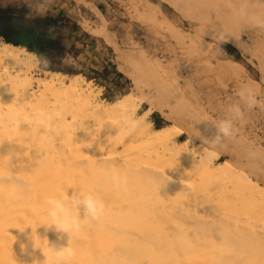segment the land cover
Instances as JSON below:
<instances>
[{
	"label": "bare ground",
	"instance_id": "obj_1",
	"mask_svg": "<svg viewBox=\"0 0 264 264\" xmlns=\"http://www.w3.org/2000/svg\"><path fill=\"white\" fill-rule=\"evenodd\" d=\"M177 1L188 15H198L201 23L212 26L242 50L246 49L240 43L242 35L252 44L264 41V0ZM137 62L141 65L138 71L141 73L143 69L142 78H149L152 88L157 90L156 96L169 95V85L146 60ZM38 63L33 53L0 38V264H30L34 258L43 261L44 255L48 256L45 238L50 244L67 245L66 235L57 241L56 234L41 224L47 222V200L66 193L71 195L73 188L97 195L105 203L106 213L99 222L86 224L72 240L78 249L72 264H264V224L250 221L245 213L236 220L241 224L237 225L238 231L237 226L230 230L231 221L211 213L180 217L170 210H156L157 207L148 205L155 195L149 190L154 184L159 185L158 190L176 186V191H186L196 181L179 174L169 178L160 168L151 167L149 160L176 157L183 163L193 162L202 173L214 176L230 170L224 162L215 168L213 161L204 159L206 151L202 148L197 153L187 150L194 134L179 142L182 135L173 139L163 133L165 130L152 131L147 113L138 114V104H134L132 95H125L113 104L102 102L83 85L81 76L66 78L56 72L35 76ZM73 107H77L76 111L82 109L81 114L75 116ZM124 110L134 112L139 120V127L131 131L130 139L125 138L130 131L119 118ZM105 118L115 119L117 128L108 133L97 129L98 134L92 130L90 136L92 127ZM209 132L212 135L206 140L212 142L215 133ZM194 133L200 136V132ZM233 138L220 145L239 146L236 153L264 169V152ZM133 141L154 148L144 154L125 155L121 149ZM114 175L119 177V183L114 182ZM233 180L248 188L250 200L261 204L264 212V191L257 190L258 182L253 183L248 177L240 181L239 175ZM120 186L125 192L122 197L117 194ZM239 199L243 201L242 197ZM167 218L193 222L203 238L190 230L189 234L183 233L180 227L166 228ZM223 222L230 223L229 228ZM210 237L216 240H206ZM46 264H53V260L49 258Z\"/></svg>",
	"mask_w": 264,
	"mask_h": 264
},
{
	"label": "rangeland",
	"instance_id": "obj_2",
	"mask_svg": "<svg viewBox=\"0 0 264 264\" xmlns=\"http://www.w3.org/2000/svg\"><path fill=\"white\" fill-rule=\"evenodd\" d=\"M64 1L68 5L66 12L51 16L57 20H65L63 27L59 23L55 27L62 36L63 50L45 55L44 65L50 69H41L39 62L35 76H41L44 72H56L66 78L81 76L83 85L89 88L92 95L110 104L130 94L134 104H138V114L147 113L146 120L151 123L152 131L165 130L163 133L167 132L166 135L173 139L182 135L179 142L188 140V137L194 134V141L190 139L187 150L193 153H197L196 150L199 152L201 148L206 152L213 150L217 153L211 160L215 163V168H220L219 163L222 162L230 167L227 168L229 171L225 170L219 177L218 174H204L197 164L192 161L193 164L186 163L188 161L183 163L176 157L166 156L163 159L149 160L151 167L160 168L165 176L170 175L169 178L179 174L189 180L195 178L192 182L196 181L193 184L189 181L192 186L189 185L187 192L176 191V186L158 190L159 185L151 184L153 187L149 190L154 192L157 199L152 197L148 200V205H152L154 209L157 207L156 210H170L180 217L211 213L231 221V224L226 223L227 228L232 226L230 230L239 224L236 220H239V214L242 212L250 221L264 224L261 204L250 200L248 188L242 182L233 180L238 179V175L240 181L241 178L248 177L253 183L258 182L256 188L259 187L257 190L263 192L264 188L261 187H264V169L252 165L253 163L247 158L244 159L240 152L236 153L239 146L220 143L213 145L206 140L207 136L212 135L209 131L215 133V124L231 118L229 107L240 104L243 114L234 119L233 139L242 140L251 148L264 152V41L252 44L242 35L240 43L246 47L242 50L220 36L212 26L201 23L198 15H188L184 6L177 0L171 1L180 6L170 3L169 0ZM36 6V0H0L1 9H15L10 14H0V29L7 24L24 25L34 18L41 17V14L36 12ZM145 60L167 82L169 95L156 96L158 93L152 88L151 80L142 78L143 69L140 73L138 70L141 71V65L138 66L135 62L143 63ZM117 82L121 83V89L116 87ZM242 89L254 101L251 106L244 105L241 101L238 93ZM76 108L71 109L76 111ZM79 110L82 112V109ZM79 110L73 111L74 115H79ZM108 119L99 120L103 127L98 126L99 123L98 128L92 127L88 134L91 136V131L97 129L105 130V133L115 130L116 120ZM195 130L202 136L197 133L196 135ZM96 133L98 134V130L94 132ZM131 135L130 131L126 133L125 138L130 139ZM229 147L233 150L237 148L234 152L232 149L228 151ZM153 148V145L133 141L121 150L125 155H132L144 154ZM197 156L199 157V153L195 154V158ZM217 156L221 158L220 161L216 160ZM118 191L120 197L125 195L121 186ZM167 219L169 220L164 222V225L169 222L165 225L166 228L180 227L183 233L189 234L190 230L197 237L203 238L193 222L184 218L176 220L177 222L174 220L177 218L173 221L171 218ZM221 224L226 227L224 222ZM239 226L236 228L238 231ZM208 239L216 240L211 237L206 240Z\"/></svg>",
	"mask_w": 264,
	"mask_h": 264
},
{
	"label": "clouds",
	"instance_id": "obj_3",
	"mask_svg": "<svg viewBox=\"0 0 264 264\" xmlns=\"http://www.w3.org/2000/svg\"><path fill=\"white\" fill-rule=\"evenodd\" d=\"M238 95L244 105L251 106L254 102L245 90H241ZM232 114L231 118L223 119L215 124V137L212 141L213 145L224 142L232 137L234 132V119L242 116V107L240 104L230 106L228 109ZM121 123L129 130L135 131L139 127V120L134 112L124 110L120 113ZM217 153L213 150L205 152L204 159L212 160ZM114 182L119 183V177L113 176ZM71 195L66 193L60 197H50L47 200L46 217L47 222L41 224L46 230H51L57 236V241L63 240L67 236V245L50 244L46 239L48 256L43 261L33 259L30 264H46L51 258L53 264H72L74 258L78 255V249L72 245V240L83 230L86 224L99 222L106 213L105 203L94 193H83L79 189L73 188ZM39 248L42 252L43 249ZM25 264V262H19Z\"/></svg>",
	"mask_w": 264,
	"mask_h": 264
},
{
	"label": "trees",
	"instance_id": "obj_4",
	"mask_svg": "<svg viewBox=\"0 0 264 264\" xmlns=\"http://www.w3.org/2000/svg\"><path fill=\"white\" fill-rule=\"evenodd\" d=\"M170 3L176 4L175 1L169 0ZM180 6V5H178ZM15 9H1L0 14H10ZM60 24L63 27L64 19H55L51 16L39 17L30 20L24 25H12L7 24L0 29V38L7 44H11L16 47H23L29 53H33L40 62V68L43 70H49L50 68L44 65V56L54 51H62V36L55 30L56 24ZM106 71V69H103ZM118 77H122L121 74H117ZM89 79L88 77H86ZM126 82L127 79L123 78ZM118 88H122L120 82H117Z\"/></svg>",
	"mask_w": 264,
	"mask_h": 264
},
{
	"label": "crops",
	"instance_id": "obj_5",
	"mask_svg": "<svg viewBox=\"0 0 264 264\" xmlns=\"http://www.w3.org/2000/svg\"><path fill=\"white\" fill-rule=\"evenodd\" d=\"M36 4V12H39L41 17L58 15L68 9L64 0H36Z\"/></svg>",
	"mask_w": 264,
	"mask_h": 264
}]
</instances>
